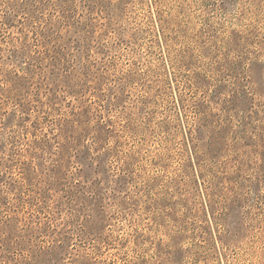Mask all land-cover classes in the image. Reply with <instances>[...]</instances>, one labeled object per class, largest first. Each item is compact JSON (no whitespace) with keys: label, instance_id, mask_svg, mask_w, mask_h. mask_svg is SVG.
<instances>
[{"label":"rangeland","instance_id":"obj_1","mask_svg":"<svg viewBox=\"0 0 264 264\" xmlns=\"http://www.w3.org/2000/svg\"><path fill=\"white\" fill-rule=\"evenodd\" d=\"M0 264H264V0H0Z\"/></svg>","mask_w":264,"mask_h":264}]
</instances>
